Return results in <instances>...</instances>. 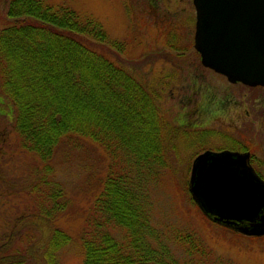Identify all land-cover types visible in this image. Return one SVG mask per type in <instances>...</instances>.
Wrapping results in <instances>:
<instances>
[{"label":"rangeland","instance_id":"obj_1","mask_svg":"<svg viewBox=\"0 0 264 264\" xmlns=\"http://www.w3.org/2000/svg\"><path fill=\"white\" fill-rule=\"evenodd\" d=\"M9 1L0 0V31L12 21L7 17ZM45 1L66 5L98 21L119 47L96 42L94 49L155 95L161 116L176 128L169 169L143 194L151 225L198 237L210 252L209 264H264V240L239 237L213 223L191 200L189 180L197 156L233 145L245 149L238 145L242 141L264 146V116L259 113L263 108L254 109L264 91L231 85L202 65L194 47L193 0ZM3 97L0 90V264L9 262L4 260L9 253L19 256H12V262L47 264L45 253L53 227L71 236L70 244L57 252V263L82 264L84 218L101 190L111 159L104 148L87 138L62 144L52 161L49 180L63 189L69 206L54 223L48 221L40 212L39 194L32 191L42 177L43 163L20 147L15 114L2 103ZM260 150L257 145L256 152ZM171 250L178 261L188 259L181 248L172 246Z\"/></svg>","mask_w":264,"mask_h":264},{"label":"trees","instance_id":"obj_2","mask_svg":"<svg viewBox=\"0 0 264 264\" xmlns=\"http://www.w3.org/2000/svg\"><path fill=\"white\" fill-rule=\"evenodd\" d=\"M7 17L12 21L0 31V90L15 114L20 147L43 163L32 188L42 217L54 223L69 206L63 189L49 180L56 151L87 138L111 162L84 218L82 264H209L210 252L198 237L150 223L143 194L169 169L177 132L161 116L155 95L94 49L96 42L114 48L117 42L98 21L45 0H10ZM70 242L68 233L53 227L47 264H58L57 252ZM172 246L188 259L178 261ZM12 256L19 257L9 253L6 264H23Z\"/></svg>","mask_w":264,"mask_h":264},{"label":"water","instance_id":"obj_3","mask_svg":"<svg viewBox=\"0 0 264 264\" xmlns=\"http://www.w3.org/2000/svg\"><path fill=\"white\" fill-rule=\"evenodd\" d=\"M194 47L202 65L232 84L264 87V0H193ZM189 192L213 223L264 236V180L250 154L206 151L193 162Z\"/></svg>","mask_w":264,"mask_h":264},{"label":"flooded vegetation","instance_id":"obj_4","mask_svg":"<svg viewBox=\"0 0 264 264\" xmlns=\"http://www.w3.org/2000/svg\"><path fill=\"white\" fill-rule=\"evenodd\" d=\"M231 85H243V84L237 83V84H231ZM243 86H245V85H243ZM245 87H248V86H245ZM255 88L256 89H261V90L264 91V87H255ZM3 104L6 105L9 108V110H11L10 104H8V103H6L4 101H3ZM260 107L263 108V111L259 112L260 116H264V97L262 99L261 98L258 99L256 101V105H254V109L256 108L258 110ZM11 114L13 115L12 110H11ZM238 145H241L242 147H245V149H243V148L237 149V147H234V145H233L231 148L210 150V151L214 152V153H220V152H223V151H230V152H234V153H243V154L248 153V154H250V164H251V166L255 170L256 174L262 180H264V146H263V148H261L262 143L259 144V142H257L256 145H254V147H253L252 144L250 145V143L242 141L241 144H238ZM257 145L261 149L259 152H256Z\"/></svg>","mask_w":264,"mask_h":264}]
</instances>
